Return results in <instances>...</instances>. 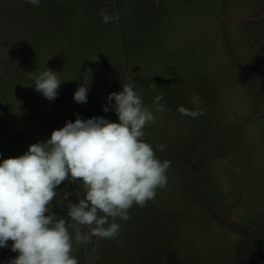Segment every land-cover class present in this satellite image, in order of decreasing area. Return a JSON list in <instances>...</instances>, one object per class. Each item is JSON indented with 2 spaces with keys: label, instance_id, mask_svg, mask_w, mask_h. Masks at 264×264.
<instances>
[{
  "label": "rangeland",
  "instance_id": "obj_1",
  "mask_svg": "<svg viewBox=\"0 0 264 264\" xmlns=\"http://www.w3.org/2000/svg\"><path fill=\"white\" fill-rule=\"evenodd\" d=\"M46 69L60 74L54 101L34 88ZM130 81L156 117L144 139L165 146L156 156L171 161L168 183L116 221L114 239L81 226L89 239H73L72 255L79 264H264V0H0V162L77 115L118 122L103 108ZM157 95L166 110H155ZM64 191L77 203L83 192L57 190L50 212L69 219ZM11 243L0 264L18 255Z\"/></svg>",
  "mask_w": 264,
  "mask_h": 264
},
{
  "label": "clouds",
  "instance_id": "obj_2",
  "mask_svg": "<svg viewBox=\"0 0 264 264\" xmlns=\"http://www.w3.org/2000/svg\"><path fill=\"white\" fill-rule=\"evenodd\" d=\"M27 2L39 6L40 0ZM103 19L108 22L110 17ZM59 75L46 69L35 79V91L54 101L62 84ZM90 83L78 86L76 103H87ZM135 89L130 81L123 83L122 91L108 95L103 111H114L118 122L77 115L75 122L53 130L46 141L0 162V248L11 241V251L18 254L8 264H79L72 255L73 239L76 243L89 239L81 226L89 227L91 235L114 239L121 228L117 220L128 221L134 205L144 206L155 199L157 189L166 188L171 161L156 156V151H164L163 144L153 149L145 141L144 129L155 124L156 117ZM162 99L155 97L157 112L166 110ZM192 102L199 104V97L193 95ZM178 111L192 118L203 115L184 106ZM66 183L83 192L78 203L71 201L72 192L62 194L71 223L49 208Z\"/></svg>",
  "mask_w": 264,
  "mask_h": 264
}]
</instances>
